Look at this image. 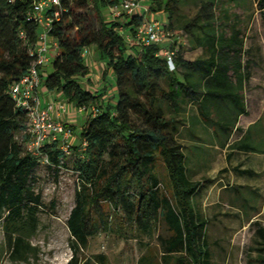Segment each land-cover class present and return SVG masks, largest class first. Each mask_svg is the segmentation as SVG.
I'll return each instance as SVG.
<instances>
[{"label":"trees","instance_id":"obj_1","mask_svg":"<svg viewBox=\"0 0 264 264\" xmlns=\"http://www.w3.org/2000/svg\"><path fill=\"white\" fill-rule=\"evenodd\" d=\"M188 1L150 0L149 4L150 11L155 3L167 13V22L160 21L170 34L164 47L174 52V69L162 54V44L128 42L126 34L135 35L141 15H124L123 24L105 18L102 8H112L120 0H61L59 7L47 10L53 17L49 36L57 42L58 53L51 69L45 66L42 85L76 107L88 109L77 134L79 143L71 144L69 154L58 143L47 142L39 155L57 172L66 167V156L76 155L73 170L78 187L67 219L72 256L66 264H109L105 254L87 257L84 252L90 238L109 227L114 216L109 208L122 210L142 233L151 234L160 222L167 226L168 235L160 237L161 257L144 255L138 264H214L207 235L209 219L197 205L203 183L191 177L180 140L183 114L190 96L200 109L201 96L209 95L210 87L226 88L230 78L240 81L242 73L247 83L250 71L244 61V35L236 22L230 25L228 9L221 8L219 0H194L199 3L197 11L186 18L181 10ZM91 3L97 27L91 26L87 14ZM256 3L264 16V0ZM31 7L32 0H0V223L10 258L23 263L37 255L31 238L39 226L38 212L45 210L41 193L31 184L39 156L26 149L28 113L10 95L11 85L29 71L34 60L40 25L29 18ZM225 26H231L229 32ZM176 31L187 37L192 48L201 46L211 56L185 59ZM86 47L96 48L105 61L103 77L108 69L115 75L114 104L100 101L103 93L94 94L78 79L90 73L82 56ZM198 68L204 70L197 75ZM71 128L76 134V128ZM239 148L253 149L246 143ZM158 158L166 166L170 189L155 170ZM235 170L255 175L251 169ZM55 204L51 202V209ZM259 232L257 257L250 264H264V228Z\"/></svg>","mask_w":264,"mask_h":264},{"label":"rangeland","instance_id":"obj_2","mask_svg":"<svg viewBox=\"0 0 264 264\" xmlns=\"http://www.w3.org/2000/svg\"><path fill=\"white\" fill-rule=\"evenodd\" d=\"M152 1V0H151ZM150 4V0H148ZM198 2L189 0L182 6L184 17H193L198 8ZM221 8L228 9L231 18L230 25L237 23L245 39V63H249L250 79L246 84V95L250 109V120L260 115L264 120V16L258 8L256 0H219ZM147 14L148 18L156 17L167 22V13L158 9L155 3ZM102 12L107 20H113L111 7H103ZM221 13L220 10L217 11ZM90 24L98 26L96 13L92 3L87 11ZM231 26H225L228 32ZM176 36L187 45V37L176 31ZM188 56L194 57L197 51L188 48ZM58 53V48L50 52L51 61ZM98 56L85 59L90 66V73L78 78L81 85L94 94L103 93L100 101L115 99L116 78L113 72L103 77ZM94 61V62H93ZM51 69V62L46 65ZM52 99L57 98L56 92H51ZM44 102L45 96L41 95ZM72 113L77 117L74 126L73 144L79 143L78 133L86 120L87 112H77L76 106L66 102ZM248 123L244 122V127ZM237 132L232 141L239 138ZM22 140V134L17 135ZM227 151L218 149L212 154L211 161L205 169L197 171L196 179L202 180L197 205L202 214L209 219L207 235L214 264H250L257 257L261 237L260 228H264V154H252L232 150V157L226 172L219 174L225 167ZM75 154L66 156V167L58 172L50 168L45 157L39 156V165L32 173L31 184L35 192L42 195L45 210L38 212L39 226L31 243L37 248V255L29 263L14 261L4 244V231L0 223V264H66L71 256L70 233L67 219L75 205V191L78 187L77 174L73 170ZM155 170L163 185L169 186L167 169L164 162L158 158ZM234 167V168H233ZM251 169L254 176L240 174L235 170ZM211 180V181H208ZM170 189V188H169ZM55 207L51 209V202ZM114 216L110 218L107 229L100 228L95 236L90 238L86 256L105 254L109 264H138L141 256L149 255L159 259L163 253L160 237L168 235L167 226L160 222L154 226L151 234L140 232L137 227L125 219L122 210L109 208ZM83 255V254H82ZM254 264H257L254 262Z\"/></svg>","mask_w":264,"mask_h":264},{"label":"built area","instance_id":"obj_3","mask_svg":"<svg viewBox=\"0 0 264 264\" xmlns=\"http://www.w3.org/2000/svg\"><path fill=\"white\" fill-rule=\"evenodd\" d=\"M60 4L61 0H32V7L28 16L40 25L38 42L32 52L34 60L29 71L10 87V95L17 106L25 109L28 113L30 136L26 142V149L34 156L41 155L42 148L47 142L58 143L59 147L69 154L74 137L71 126L60 118L64 114H72L73 110L71 111L66 103L67 100L51 98L44 105L40 97L44 68L53 57L50 52L58 48L57 42L49 36L53 17L47 14V10L52 7H59ZM111 10L114 18L120 20L122 24L124 23V15L139 14L142 16V23L137 27L135 35L126 34L128 42L138 46H147L170 41V34L163 23L155 17L148 18L147 14L150 12L148 0H120V3L113 6ZM58 15L59 11L55 10L54 16L57 17ZM119 30L124 32L122 26ZM90 49V47L84 48L82 52L84 59H88ZM173 53L166 47L162 50V54L168 58L171 69L175 67L172 60ZM76 108L79 113L88 111L86 107ZM92 111L96 113V108L92 107Z\"/></svg>","mask_w":264,"mask_h":264},{"label":"crops","instance_id":"obj_4","mask_svg":"<svg viewBox=\"0 0 264 264\" xmlns=\"http://www.w3.org/2000/svg\"><path fill=\"white\" fill-rule=\"evenodd\" d=\"M178 41L183 46L184 58L187 60L208 59L211 56V52L201 46L192 48L187 40V45L179 39ZM168 44L169 42H165L162 46H168ZM90 48L88 60L90 57L98 56L103 72L106 68L105 61L100 57L96 48ZM188 48L197 51V54L194 57H189ZM203 70L198 68L194 72L198 75ZM107 72H111V70L108 69ZM239 76L241 77L240 81L236 77L230 78L226 88L210 87L208 89L210 94L201 96L200 102H203V104H201L200 109L192 103V97L190 96V101L183 114L185 121L181 127L180 140L189 172L194 180H199L195 178L197 171L207 167L209 160L211 161L212 159V154L218 149L227 151L226 164L222 168L227 170L233 149L256 155L264 154V120H262L260 115L250 120L251 113L246 95L247 83L242 79L243 73ZM196 80H200L198 76ZM40 94L45 96L44 105L54 95L47 91L44 86L41 87ZM56 99L65 100L60 94H57ZM245 111L247 114H245ZM60 118L73 127V122H76L80 117L78 118L75 113H72L70 115L64 114ZM244 122L248 123L246 127H244ZM237 132H240L239 138L232 141ZM74 138L75 134L72 142ZM243 143L248 144L253 149L247 152L239 148Z\"/></svg>","mask_w":264,"mask_h":264}]
</instances>
